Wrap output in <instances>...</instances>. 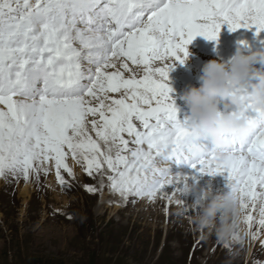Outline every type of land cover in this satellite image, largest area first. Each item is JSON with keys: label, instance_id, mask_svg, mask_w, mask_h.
I'll use <instances>...</instances> for the list:
<instances>
[{"label": "snow or ice", "instance_id": "1", "mask_svg": "<svg viewBox=\"0 0 264 264\" xmlns=\"http://www.w3.org/2000/svg\"><path fill=\"white\" fill-rule=\"evenodd\" d=\"M222 25L259 34L264 0H0V176L27 181L51 161L64 184L70 155L89 175L106 165L122 198L172 202L181 178L226 174L254 239L257 204L264 228V117L249 108L251 130L217 156L178 118L167 84L187 45L217 40Z\"/></svg>", "mask_w": 264, "mask_h": 264}, {"label": "rangeland", "instance_id": "2", "mask_svg": "<svg viewBox=\"0 0 264 264\" xmlns=\"http://www.w3.org/2000/svg\"><path fill=\"white\" fill-rule=\"evenodd\" d=\"M43 168L55 169L54 162ZM71 170L70 176L61 169L64 184L44 170L27 181L0 176V264L25 263L33 256L84 260L93 250L98 264H264L259 204L251 209L255 238L242 234V241L225 243L215 231H194L190 214H176L175 200L161 198L155 205L146 197L122 198L110 187L106 165L91 175L83 174L80 164Z\"/></svg>", "mask_w": 264, "mask_h": 264}, {"label": "clouds", "instance_id": "3", "mask_svg": "<svg viewBox=\"0 0 264 264\" xmlns=\"http://www.w3.org/2000/svg\"><path fill=\"white\" fill-rule=\"evenodd\" d=\"M199 81L198 87H186L180 99L187 108L194 138L222 156L229 147L231 134L243 136L251 130L246 115L249 108L264 117V49L245 52L238 46L227 61L208 60L200 69ZM175 183L179 188L175 199L182 201L177 203L176 214H190L194 231H215L217 238L225 243L233 241L234 234L242 238L244 210L238 191L213 192L182 178ZM190 195L193 202L186 203Z\"/></svg>", "mask_w": 264, "mask_h": 264}, {"label": "bare ground", "instance_id": "4", "mask_svg": "<svg viewBox=\"0 0 264 264\" xmlns=\"http://www.w3.org/2000/svg\"><path fill=\"white\" fill-rule=\"evenodd\" d=\"M239 31H240V33L238 34V40L240 41V42H243L244 44H246L245 42H244V40L245 39H247V41L249 42V40H250V38H251V36L249 37L248 36V34H250V32H248V31H245V32H242L243 30H246V28H240V29H238ZM260 34H261V36H262V40H264V30H262L261 32H260ZM241 35H247V36H245V37H241ZM208 47V45H206V49H208L207 48ZM247 47H249V46H247ZM259 47H261V46H259ZM259 49H264V47H261V48H259ZM258 49V50H259ZM189 55V54H188ZM200 57H202V55L200 56ZM184 74H186V72H184ZM199 75H200V72H197L196 74H195V77H197V78H199ZM17 99H19V98H17ZM175 105L176 106H180V105H178L177 103H175ZM90 130H91V128L89 127V132H90ZM93 134H94V132H93ZM93 134H91L92 136H93ZM126 136V135H125ZM95 138V137H94ZM128 139H130L129 137H128ZM210 148H211V146H209ZM176 171V170H175ZM174 171V172H175ZM100 173H101V171H100ZM89 175V174H88ZM97 175V174H96ZM223 176L224 175V178H222V179H219V177L220 176ZM189 182H193L192 181V179L191 178H189ZM195 182L196 183H198L199 185H201V186H206V187H208L211 191H213V192H222L220 189L223 187V186H225L226 184H227V181H226V174H217V175H209V174H199V175H197L196 176V180H195ZM26 188L24 187V189L23 190H25ZM230 188L227 186L226 187V189L225 190H229ZM169 194H171L172 193V190L169 188ZM224 192V191H223ZM22 195H24V192L22 191ZM160 197H156L155 198V200H154V202H153V204H157V203H159V201H160ZM187 201L188 202H192V198H191V195L190 196H188L187 198ZM173 200H176L175 199V196H174V198H173ZM253 224L254 223H252V226H253Z\"/></svg>", "mask_w": 264, "mask_h": 264}, {"label": "trees", "instance_id": "5", "mask_svg": "<svg viewBox=\"0 0 264 264\" xmlns=\"http://www.w3.org/2000/svg\"><path fill=\"white\" fill-rule=\"evenodd\" d=\"M97 256H98V253L96 254L95 250L88 252L86 255V259L84 260H77V261H70V262H66L58 258H46V257L33 256L31 257V259L27 260L25 263H19V264H98L97 260L99 259Z\"/></svg>", "mask_w": 264, "mask_h": 264}]
</instances>
